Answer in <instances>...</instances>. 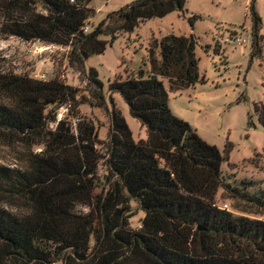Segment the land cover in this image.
<instances>
[{"label":"trees","instance_id":"1","mask_svg":"<svg viewBox=\"0 0 264 264\" xmlns=\"http://www.w3.org/2000/svg\"><path fill=\"white\" fill-rule=\"evenodd\" d=\"M255 1L251 42L257 56L262 19ZM92 2L0 0V39L71 47L70 63L83 69L118 33L131 34L143 22L183 12L187 0H134L111 15L116 27L110 42L99 39L100 31L85 33ZM198 19H189L192 28ZM196 56L192 35L155 42L150 71L111 83L108 105L94 68L88 72L94 88L89 97L58 79L0 74V141L22 148L14 166L0 164V264H264V219L216 204L221 188L242 193L225 183L226 157L169 107V92L206 83ZM115 94L146 129V140H134ZM87 105L109 113L103 177L98 132L79 118L80 107ZM63 108L69 117L57 122ZM255 112L264 127V105ZM132 202L142 212L139 229L130 222Z\"/></svg>","mask_w":264,"mask_h":264},{"label":"rangeland","instance_id":"2","mask_svg":"<svg viewBox=\"0 0 264 264\" xmlns=\"http://www.w3.org/2000/svg\"><path fill=\"white\" fill-rule=\"evenodd\" d=\"M134 0H93V17L86 23L88 32L100 31V40L110 42L109 33L116 25L111 15ZM253 0H187L183 12H173L164 19L155 18L143 22L131 34L118 33L117 40L102 55H93L83 69L70 63L71 47L52 45L40 41H23L15 37L0 39V74L29 76L35 80L50 82L60 80L67 86L78 88L82 95L90 96L88 72L94 68L103 82L104 104H109L108 86L116 80L136 77L138 70L149 72L148 54L155 42L168 35L194 36L199 60L200 76L206 83L177 93L169 92V107L174 115L197 131L202 139L220 149L227 162L223 164L225 183L236 191L228 193L220 189L216 204L237 215L264 219V127L255 112L256 106L264 105V0H256V11L262 19L260 27L261 54L252 48ZM199 19L190 25L189 19ZM113 33V32H111ZM116 35V34H114ZM247 40L246 44H240ZM242 41V42H243ZM159 54V50L156 49ZM169 91L170 83L163 79ZM113 99L133 132L135 141L147 139V131L134 119L128 106L118 94ZM79 118L93 123L98 132L97 152L101 156L99 176L107 174L108 134L110 129L108 110L80 107ZM64 118L69 110H58ZM57 116V118H58ZM73 127L76 119H70ZM55 127V125H53ZM54 127H51L52 129ZM0 141V164L14 166L21 145ZM231 149L228 150V146ZM229 147V148H230ZM44 147L33 148L40 153ZM245 183V184H244ZM102 188L98 190L101 192ZM240 194V193H239ZM82 208V207H80ZM85 210H87L85 208ZM247 212V213H243ZM130 222L140 228L141 210L132 202Z\"/></svg>","mask_w":264,"mask_h":264},{"label":"built area","instance_id":"3","mask_svg":"<svg viewBox=\"0 0 264 264\" xmlns=\"http://www.w3.org/2000/svg\"><path fill=\"white\" fill-rule=\"evenodd\" d=\"M86 32H88V28H87V27L85 28V33H86ZM242 41H243V40H242ZM242 41L239 39L238 42H240V44H246V43H247V40H245V41H243V42H242ZM62 111L66 112V111H68V109H67V108H63ZM63 116H64V114H61V113H60L59 116H58V118H57V122H59V121H63V120L65 119V118L63 119Z\"/></svg>","mask_w":264,"mask_h":264}]
</instances>
